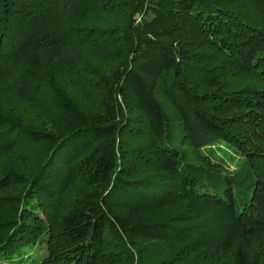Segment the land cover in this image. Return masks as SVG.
Returning <instances> with one entry per match:
<instances>
[{"label":"trees","instance_id":"1","mask_svg":"<svg viewBox=\"0 0 264 264\" xmlns=\"http://www.w3.org/2000/svg\"><path fill=\"white\" fill-rule=\"evenodd\" d=\"M181 254L264 264V0H0V264Z\"/></svg>","mask_w":264,"mask_h":264},{"label":"rangeland","instance_id":"2","mask_svg":"<svg viewBox=\"0 0 264 264\" xmlns=\"http://www.w3.org/2000/svg\"><path fill=\"white\" fill-rule=\"evenodd\" d=\"M160 98H161V101L163 102L164 109L171 115L172 119L174 121H176L178 116L175 113V111L173 110L170 103L165 98H163V97H160ZM221 154H223V153H221ZM226 164H227V166L231 172H233L237 168L236 163H234L232 161H226ZM137 243H138L137 245L139 247H143V249L145 248L144 249L145 251L150 253V255L156 257V260H155L156 263L161 261L162 259H171L178 252V247H176L173 244H168V243L163 244L165 242L159 243L155 240L140 239V240H138ZM33 252L40 254V255L43 254L44 253V245L41 246L40 244H38L36 246V248L33 249ZM186 256H182V254L180 256H177V260L175 261V263L176 264H196L197 263V262H195L196 258L192 257V255H190V257H186Z\"/></svg>","mask_w":264,"mask_h":264}]
</instances>
